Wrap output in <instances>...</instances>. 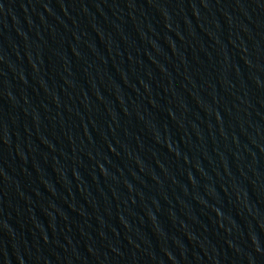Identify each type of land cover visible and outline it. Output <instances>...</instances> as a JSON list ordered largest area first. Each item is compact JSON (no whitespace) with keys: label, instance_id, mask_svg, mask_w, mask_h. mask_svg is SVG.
<instances>
[{"label":"water","instance_id":"water-1","mask_svg":"<svg viewBox=\"0 0 264 264\" xmlns=\"http://www.w3.org/2000/svg\"><path fill=\"white\" fill-rule=\"evenodd\" d=\"M0 264H264V0H0Z\"/></svg>","mask_w":264,"mask_h":264}]
</instances>
